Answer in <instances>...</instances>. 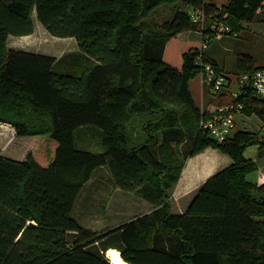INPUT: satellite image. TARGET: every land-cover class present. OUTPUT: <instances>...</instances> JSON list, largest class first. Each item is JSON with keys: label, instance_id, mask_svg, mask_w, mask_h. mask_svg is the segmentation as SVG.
Listing matches in <instances>:
<instances>
[{"label": "trees", "instance_id": "16d2710c", "mask_svg": "<svg viewBox=\"0 0 264 264\" xmlns=\"http://www.w3.org/2000/svg\"><path fill=\"white\" fill-rule=\"evenodd\" d=\"M177 5L158 31L145 26L157 8ZM184 8L202 10L207 21L226 14L231 35L257 22L264 3L0 0V122L17 137H35L24 161L0 155V264H110L109 249L129 264H264V182L247 180L257 165L243 155L257 145L264 99L248 93L241 100L243 119H255L256 129L237 128L223 143L199 133L203 114L189 83L200 74L202 53L198 40L177 35L207 31ZM32 14L96 64L59 75L55 58L8 49L9 36L33 33ZM262 68L250 56L237 58L238 76ZM229 101L224 91L216 103ZM140 118L134 141L127 131ZM86 125L99 130V152L76 145L75 131ZM208 148L232 163L199 187L183 213H173L170 192L185 162ZM98 167L153 210L103 233L79 225L74 207Z\"/></svg>", "mask_w": 264, "mask_h": 264}, {"label": "rangeland", "instance_id": "374dc122", "mask_svg": "<svg viewBox=\"0 0 264 264\" xmlns=\"http://www.w3.org/2000/svg\"><path fill=\"white\" fill-rule=\"evenodd\" d=\"M223 1V0H220ZM181 7L177 5L161 6L153 11L144 21V24L150 31H158L161 24L172 17L174 10ZM181 9V8H180ZM190 9V8H189ZM186 8L183 11H189ZM258 22L245 24V29H250L253 34L248 31H241L240 37L227 35L223 39L211 42V47L222 50L219 56L227 61L226 67L222 68L221 73L230 81L236 82L238 75L230 71L231 62L237 60L239 55L245 56L250 54L254 60L255 66L264 65V9H260ZM33 33L29 36L14 37L9 36L7 39L8 49L23 50L27 52L38 53L55 58L56 62L52 67V71L59 75H79L83 70L93 67L96 63L83 55L72 38H57L49 35L45 29L37 22L34 14H32ZM213 22L205 21L202 24H196L197 30H206L209 34V26ZM227 24V16L225 18ZM230 28V27H229ZM200 33V32H199ZM178 37V40L183 38ZM200 45V40H198ZM199 79L190 81L189 88L194 96L195 102H198L197 86ZM202 106L200 105V113L203 116L209 114V111L218 104L217 96H213L206 87H203ZM143 119L129 125L127 131L130 135L135 132L134 141L140 134ZM0 126V155L2 157L24 161L26 155L31 151L35 137L25 136L17 137L13 127L9 124L1 123ZM256 129L257 122L255 119H238L237 128L243 127ZM246 129V128H244ZM99 130L90 125L79 128L75 131L76 145L80 149L88 151H100L99 146ZM53 142V141H52ZM260 151L256 144L249 145L244 150V157L256 163L257 169L247 175L250 183L259 185L264 179V159L260 157ZM186 163V162H185ZM185 167V166H184ZM184 169V168H183ZM183 171V170H182ZM172 193V195H171ZM169 202L173 213H176L183 205L171 190ZM153 206L142 200L134 193L124 192L114 187L108 169L106 167H98L93 172L89 182L84 186L75 204L72 216L75 217L77 223L82 227L89 229L91 232L103 233L106 230H112L121 224H124L144 213H150ZM106 258V256H105ZM107 259V258H106Z\"/></svg>", "mask_w": 264, "mask_h": 264}, {"label": "built area", "instance_id": "2783aa9c", "mask_svg": "<svg viewBox=\"0 0 264 264\" xmlns=\"http://www.w3.org/2000/svg\"><path fill=\"white\" fill-rule=\"evenodd\" d=\"M263 2L264 0H253ZM189 20L194 24H202L206 21L202 10L190 8L187 11ZM226 14L221 18L214 19L209 26V34L202 36L200 33V52L207 48L208 43L214 39H220L225 35H230L231 29L225 23ZM235 36V34H234ZM202 54L197 57L195 64L200 67V80L203 87H206L213 96H218L221 92H226L230 101L217 105L203 116L198 125L199 133L208 138L223 143L237 128V120L243 119L244 105L242 98L248 93H252L256 98L264 99V68L252 72L241 74L236 82H231L226 76L219 73L215 67L203 61ZM256 143L264 159V121L258 127Z\"/></svg>", "mask_w": 264, "mask_h": 264}, {"label": "crops", "instance_id": "0c3cea01", "mask_svg": "<svg viewBox=\"0 0 264 264\" xmlns=\"http://www.w3.org/2000/svg\"><path fill=\"white\" fill-rule=\"evenodd\" d=\"M213 1L218 7H221V6L226 5L230 0H223V1L213 0ZM252 23H259V22L257 21V22H252ZM252 23H243L241 31L247 30L248 33L253 34V32H251L250 29L244 28L245 24L249 25ZM240 32L239 33H232L231 35L233 37H235V36H237V34H239L238 36L240 37ZM234 34H235V36H234ZM180 35H183L182 36L183 38L179 39L180 41L200 40V33L199 32H195V31L183 32V33L178 34L177 38ZM225 36H227V35H225ZM225 36L221 37L220 39H223ZM220 39L211 40L208 43L207 48L205 50H203V52H202L204 60H206L207 62H210V63H214L216 65L219 73H221L222 68L226 67L227 61H224V59L220 58V56H219L220 52L222 53V50L217 49L214 46L211 47L210 44H211V42H213L215 40H220ZM239 56H241V55H239ZM246 56L251 57L250 54H246ZM236 61L237 60H234L231 62V66L229 68L231 72L236 73V71H237L236 70ZM262 66H264V65H262ZM246 73H248V72H246ZM243 74H245V73H243ZM197 78L199 79V82H198V86H197V93L198 94H197L196 98L198 100L199 106L200 105L202 106V104L204 102L203 85L201 84L200 76H197ZM231 82H233V81H231ZM0 126H1V128H3V126H6V125L0 124ZM17 161H19V160H17ZM231 163H232V161L228 156L220 153L217 150H213L210 148L204 150L202 153L197 154L192 158H189L185 163V167L181 173L179 181L172 188V191H174L175 198L180 203H183L181 208H179V210L176 213L177 214L183 213L186 210V208L188 207V205L191 202L195 192L199 189V187L209 177H211L215 173L225 169ZM262 182H264V179ZM171 195H172V193H171ZM146 213H148V212H146ZM146 213H144V214H146Z\"/></svg>", "mask_w": 264, "mask_h": 264}, {"label": "bare ground", "instance_id": "6f19581e", "mask_svg": "<svg viewBox=\"0 0 264 264\" xmlns=\"http://www.w3.org/2000/svg\"><path fill=\"white\" fill-rule=\"evenodd\" d=\"M105 255L110 264H129L121 258L120 252L116 249L107 250Z\"/></svg>", "mask_w": 264, "mask_h": 264}]
</instances>
